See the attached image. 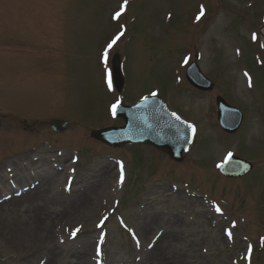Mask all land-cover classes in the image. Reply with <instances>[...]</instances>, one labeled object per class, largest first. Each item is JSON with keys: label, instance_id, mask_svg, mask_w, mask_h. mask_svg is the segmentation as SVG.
<instances>
[{"label": "rangeland", "instance_id": "1", "mask_svg": "<svg viewBox=\"0 0 264 264\" xmlns=\"http://www.w3.org/2000/svg\"><path fill=\"white\" fill-rule=\"evenodd\" d=\"M263 25L264 0H0V264H264ZM194 61L213 90L186 81ZM154 94L196 127L184 162L91 139ZM218 96L244 113L235 135ZM230 155L253 172L221 176Z\"/></svg>", "mask_w": 264, "mask_h": 264}, {"label": "water", "instance_id": "2", "mask_svg": "<svg viewBox=\"0 0 264 264\" xmlns=\"http://www.w3.org/2000/svg\"><path fill=\"white\" fill-rule=\"evenodd\" d=\"M186 77L190 84L201 91L213 89V83L200 71L197 64H191ZM112 78L115 89L121 93L125 80L118 55L112 61ZM220 126L227 133H236L241 127L243 114L231 107L222 97L217 98ZM125 122L123 127H111L92 132V138L113 147L143 143L167 153L176 161H182L194 139L193 126L171 113L158 97H146L135 106L118 105L114 114ZM55 130L63 131L67 123L53 121ZM191 126V127H190ZM253 169L251 163L237 157H230L220 168V172L232 178H240Z\"/></svg>", "mask_w": 264, "mask_h": 264}, {"label": "bare ground", "instance_id": "3", "mask_svg": "<svg viewBox=\"0 0 264 264\" xmlns=\"http://www.w3.org/2000/svg\"><path fill=\"white\" fill-rule=\"evenodd\" d=\"M262 33L264 34V28L262 30ZM82 173V172H81ZM102 190V189H101ZM101 190H90L88 194H86L84 196V198L82 197L79 201H80V205L83 210H86L88 208H93V207H96L97 203L95 202L94 200V197L97 195L98 192H100ZM105 195L109 196L111 194V191L110 193H108V191L106 190V193H104Z\"/></svg>", "mask_w": 264, "mask_h": 264}, {"label": "snow or ice", "instance_id": "4", "mask_svg": "<svg viewBox=\"0 0 264 264\" xmlns=\"http://www.w3.org/2000/svg\"><path fill=\"white\" fill-rule=\"evenodd\" d=\"M201 14H203V11L201 12ZM121 35H122V33H121ZM117 39H118V37H117ZM113 43H115V41H113ZM105 55H107V54H105ZM110 82V81H109ZM155 95V94H154ZM115 111H116V106H114L113 107V113H115ZM191 127V126H190ZM192 132L194 133L195 132V128L193 127L192 129ZM123 181H124V172H123V165H121V174H120V183H123ZM218 211H219V209H217ZM101 227H102V225H100ZM80 231V229L79 228H77V229H75L74 231H73V236H75L76 235V233H78ZM101 243H102V240H101ZM97 255H100V250H99V248H98V250H97Z\"/></svg>", "mask_w": 264, "mask_h": 264}, {"label": "flooded vegetation", "instance_id": "5", "mask_svg": "<svg viewBox=\"0 0 264 264\" xmlns=\"http://www.w3.org/2000/svg\"><path fill=\"white\" fill-rule=\"evenodd\" d=\"M140 147V146H139Z\"/></svg>", "mask_w": 264, "mask_h": 264}]
</instances>
